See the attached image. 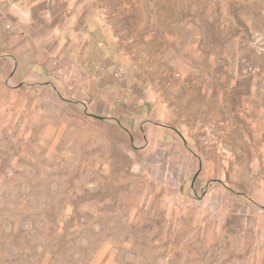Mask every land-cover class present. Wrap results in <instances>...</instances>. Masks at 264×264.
<instances>
[{
    "label": "rangeland",
    "instance_id": "obj_1",
    "mask_svg": "<svg viewBox=\"0 0 264 264\" xmlns=\"http://www.w3.org/2000/svg\"><path fill=\"white\" fill-rule=\"evenodd\" d=\"M73 2L53 68L19 65L45 123L0 100V264H264L235 251L264 217V0Z\"/></svg>",
    "mask_w": 264,
    "mask_h": 264
},
{
    "label": "crops",
    "instance_id": "obj_2",
    "mask_svg": "<svg viewBox=\"0 0 264 264\" xmlns=\"http://www.w3.org/2000/svg\"><path fill=\"white\" fill-rule=\"evenodd\" d=\"M64 1L68 2V8L60 13L55 11L52 5ZM77 20L78 11L74 10L73 0H0V100H11L12 109L24 107V117L29 116L31 124L45 123V117L40 114H45L41 104L48 93L36 94L32 87L23 91V102L17 99V93L21 95L16 88V82L20 80L19 65L29 66V83L34 82V76L42 75L43 68H53L55 60L50 55L68 50L65 36L72 38ZM16 31L26 34L21 36ZM66 57L61 56L60 62ZM7 78L12 82L10 85H7ZM51 98L54 97L51 95ZM217 194L220 198L223 196L222 191ZM261 198L264 204V190ZM249 211L254 212L250 207ZM241 232H247V236L240 239L235 251L241 260L255 259L257 247L262 253L264 251V217L257 228L247 223L241 226Z\"/></svg>",
    "mask_w": 264,
    "mask_h": 264
},
{
    "label": "built area",
    "instance_id": "obj_3",
    "mask_svg": "<svg viewBox=\"0 0 264 264\" xmlns=\"http://www.w3.org/2000/svg\"><path fill=\"white\" fill-rule=\"evenodd\" d=\"M259 213H261V212H259Z\"/></svg>",
    "mask_w": 264,
    "mask_h": 264
}]
</instances>
